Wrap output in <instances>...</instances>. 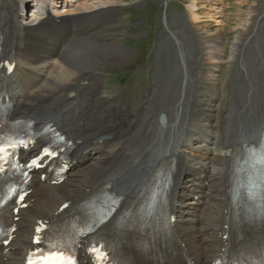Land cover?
I'll return each instance as SVG.
<instances>
[{"label":"bare ground","instance_id":"bare-ground-1","mask_svg":"<svg viewBox=\"0 0 264 264\" xmlns=\"http://www.w3.org/2000/svg\"><path fill=\"white\" fill-rule=\"evenodd\" d=\"M31 1L38 11L32 12L30 0H0V97H10L18 114L33 116L38 125L48 121L57 123L80 141L77 155L92 148L99 157L94 158L91 152L83 160V167L62 184H41L35 190L32 206L21 211L20 229L11 244L14 248L6 254L10 264L21 263L31 246L34 228L41 220L55 217L65 201L83 204L108 186L122 198L121 206L130 207L148 192L151 178L164 168L171 169L168 198L180 218L178 234L184 238L198 264H208L223 246L220 234L225 218L231 215L226 216L225 209L229 207L231 212L234 208L226 190L233 185L234 175L240 173L241 167L252 173H260L259 166L262 168L260 163L249 160L253 157L248 153L251 146L264 144V95L258 96L262 85L257 87L261 78L258 80L254 73L251 74L250 81L257 94L253 97L247 94L246 103L233 104L229 99L226 109L218 105L222 99L227 101L222 84L217 83L216 78L203 79L200 73L198 75V68L191 67L194 92L190 91L192 97L187 100L191 109L183 108L178 102L176 119H171L172 111L169 114L165 107L154 106L132 113V104L124 99L118 106L107 109L99 122H94L91 116L98 110L90 109L88 103H92V98L95 104H103L105 98L100 92H94L96 82L93 78L106 65L121 64L132 55L112 36L113 17L120 1ZM213 1L222 3V0ZM199 9L198 0H190L191 22L202 17ZM23 15H27L26 20L22 19ZM204 16L211 20L213 14L208 11ZM260 17H264V13ZM249 22L246 18L240 25L244 32L249 30ZM197 32L200 37L202 35L200 42L205 59L215 61L220 67L226 51L219 46L226 39L218 32L212 33L207 25L199 26ZM235 43L232 64L242 57L243 41ZM14 61L16 68L9 73L6 63ZM35 63L38 64L35 66ZM15 77L18 89L10 92L8 85L15 86L16 81L8 82ZM70 92L75 94L74 98L68 97ZM250 98L255 99L247 108ZM257 100L263 102L262 105ZM258 105L261 106L259 110H254ZM252 111L256 113L254 116ZM161 112L166 114V128L170 133L162 146L156 141ZM180 117L184 119L177 123ZM198 119L206 124L201 121L202 127H198ZM210 126L212 130L207 128L203 137L202 131ZM214 127L216 132L212 133ZM100 134L113 136L115 142L98 144L95 140ZM193 141L198 145L194 146ZM241 160L244 163L239 164ZM206 180L208 185H205ZM191 190L203 199V205L193 197L192 200L188 198ZM262 194L264 197V191ZM263 211L264 199L245 204L241 211L243 225L237 226L247 232L252 226L263 224Z\"/></svg>","mask_w":264,"mask_h":264},{"label":"rangeland","instance_id":"rangeland-1","mask_svg":"<svg viewBox=\"0 0 264 264\" xmlns=\"http://www.w3.org/2000/svg\"><path fill=\"white\" fill-rule=\"evenodd\" d=\"M119 1L120 6L113 17L112 36L124 49L131 51L132 55L121 64L106 65L103 71L93 78L96 82L95 88L98 89L99 85L100 96L105 98L103 104H96L97 116L103 115V110L118 106L125 99L132 104V113L154 106L165 107L169 109V114L172 111L171 119H176L178 102L182 103L185 109L187 106L188 110L191 108V104L187 103L192 97L190 91L194 92L191 67L198 68V75L200 73L199 76L203 79L208 78L207 81H211L216 78V82L222 84L227 101H218L220 108L226 107L229 99L233 104H239L240 101L246 103L247 94L250 97L257 94L256 87L250 81L253 73L258 80L261 78V83L257 84V87L262 85L258 96L264 95V17H260L264 13V0H222V3L198 0L202 17L196 22H191L189 15L190 0ZM208 11L213 14L211 20L204 16ZM24 18L25 15L22 19ZM246 18L250 19L249 30L244 32L240 25ZM203 25H207L212 33L218 32L226 39V42L219 46L226 51L220 67L215 61L205 59L202 53V35L199 36L197 29ZM237 40L243 41L242 57H239L236 64H232V45ZM259 70H262V73ZM254 99H249L247 108L251 107ZM257 102L261 105L263 103L260 100ZM144 106L146 107L143 108ZM259 107L261 106H254V110H259ZM251 114L254 116L256 113L252 111ZM180 119L177 123L182 122L184 118ZM201 121L206 124L202 119H198V127H202ZM207 128L212 130L211 126L205 127L201 133L203 137ZM214 132L216 127L212 133ZM169 134L167 129L161 130L157 139L159 137L162 142ZM180 137L179 134L178 138ZM193 143L198 145L196 141Z\"/></svg>","mask_w":264,"mask_h":264},{"label":"snow or ice","instance_id":"snow-or-ice-1","mask_svg":"<svg viewBox=\"0 0 264 264\" xmlns=\"http://www.w3.org/2000/svg\"><path fill=\"white\" fill-rule=\"evenodd\" d=\"M4 142L0 140V158L3 157L4 152L7 150L3 146ZM26 146V145H25ZM0 171H3L2 168H0ZM22 198V197H21ZM37 231H40L37 229ZM34 243L40 244L41 240L38 238L34 241ZM93 252H97V249H92ZM40 259L37 261L29 260V264H73V261L69 257H65L63 255V252L61 251H50L47 255H45L44 252H41ZM97 258L99 260H103L104 257L102 254H98Z\"/></svg>","mask_w":264,"mask_h":264},{"label":"water","instance_id":"water-1","mask_svg":"<svg viewBox=\"0 0 264 264\" xmlns=\"http://www.w3.org/2000/svg\"><path fill=\"white\" fill-rule=\"evenodd\" d=\"M165 115H162V122H163V124L165 123Z\"/></svg>","mask_w":264,"mask_h":264}]
</instances>
